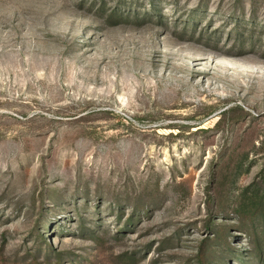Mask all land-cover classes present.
Listing matches in <instances>:
<instances>
[{
    "label": "rangeland",
    "instance_id": "374dc122",
    "mask_svg": "<svg viewBox=\"0 0 264 264\" xmlns=\"http://www.w3.org/2000/svg\"><path fill=\"white\" fill-rule=\"evenodd\" d=\"M0 264H264V0H0Z\"/></svg>",
    "mask_w": 264,
    "mask_h": 264
}]
</instances>
